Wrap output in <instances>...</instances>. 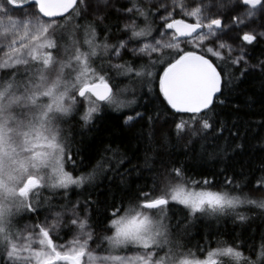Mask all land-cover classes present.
I'll return each instance as SVG.
<instances>
[{
    "label": "snow or ice",
    "instance_id": "obj_1",
    "mask_svg": "<svg viewBox=\"0 0 264 264\" xmlns=\"http://www.w3.org/2000/svg\"><path fill=\"white\" fill-rule=\"evenodd\" d=\"M261 44L264 0H0V264H264L245 227L264 215V160L235 171L246 145L228 111L264 81ZM108 113L141 126L151 188L135 191L111 146L74 171L65 128ZM181 143L198 170L158 159ZM221 218L242 234L183 240Z\"/></svg>",
    "mask_w": 264,
    "mask_h": 264
},
{
    "label": "trees",
    "instance_id": "obj_2",
    "mask_svg": "<svg viewBox=\"0 0 264 264\" xmlns=\"http://www.w3.org/2000/svg\"><path fill=\"white\" fill-rule=\"evenodd\" d=\"M264 55V48L259 45L254 53L255 61H259ZM131 87V86H130ZM129 98L133 96L137 99L138 103H146L147 98L142 96L139 89H134L128 93ZM231 99L236 100L241 107L236 109L229 105L228 111L232 115V119L241 125V134L243 136L241 143L246 145L245 152L237 158L235 165V171L239 173L241 171L240 162L243 163V171L245 173L254 172L259 175L257 169L259 168V162L264 160V103L261 100L264 99V81L258 77H250L241 86L239 93L233 94ZM121 113H108L102 114L97 118L95 127L89 131L88 129H82L78 123L73 122L65 128L67 135V143L70 151L76 159L75 172H79L82 169H88V166L94 163V157L98 153L102 152L104 148L111 146L114 149H118L119 154L125 155V163L129 169L136 167L138 172H134L129 177L130 181L137 182L133 185L136 192L141 189L151 188L150 181L152 176L149 169L144 166V148L146 145L138 142L136 136L140 132V125H136L135 128H130L125 125L123 119L120 118ZM184 144H168L163 147H158L159 152L158 159L163 160L165 163L179 160L180 163L192 166L194 163L199 168L200 161L197 159L195 162L192 158L189 146L188 155L184 154ZM79 152V155H77ZM153 159L156 157L152 153H149ZM131 161V163H128ZM214 161H209V164ZM251 166V167H250ZM122 167V166H121ZM223 165L217 166V172ZM68 170L73 171L71 163L67 165ZM231 175V173H229ZM193 178L200 179L201 177L193 175ZM102 177L98 178V182L102 180ZM224 180V176L220 175L215 178L217 183H221ZM119 183V181H116ZM107 185L108 181H103ZM105 192L108 188L103 189ZM79 191V190H77ZM114 191V189H113ZM87 193H83L77 197V193H72V198L83 199V196ZM104 197L101 196L100 199ZM110 199V197H109ZM179 215V213H177ZM251 219L245 226L249 229L248 236H254L257 244L262 235H264V215L258 214L256 211L250 213ZM236 230V235L242 234V229L239 225L232 223L230 218H221L219 221L197 222L196 226L191 228L188 235L183 237V240L191 245H195L197 242L204 243V237L209 234L219 232V239H228V234ZM99 236V234H97ZM217 236L213 235L212 243L215 244ZM95 248V245H93Z\"/></svg>",
    "mask_w": 264,
    "mask_h": 264
},
{
    "label": "flooded vegetation",
    "instance_id": "obj_3",
    "mask_svg": "<svg viewBox=\"0 0 264 264\" xmlns=\"http://www.w3.org/2000/svg\"><path fill=\"white\" fill-rule=\"evenodd\" d=\"M260 47L264 48V44L259 45ZM264 58V55L261 57V59Z\"/></svg>",
    "mask_w": 264,
    "mask_h": 264
}]
</instances>
